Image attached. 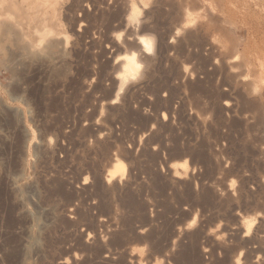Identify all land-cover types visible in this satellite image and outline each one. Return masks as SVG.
Wrapping results in <instances>:
<instances>
[{"label":"rangeland","instance_id":"rangeland-1","mask_svg":"<svg viewBox=\"0 0 264 264\" xmlns=\"http://www.w3.org/2000/svg\"><path fill=\"white\" fill-rule=\"evenodd\" d=\"M4 1L0 264H264V0Z\"/></svg>","mask_w":264,"mask_h":264},{"label":"bare ground","instance_id":"bare-ground-1","mask_svg":"<svg viewBox=\"0 0 264 264\" xmlns=\"http://www.w3.org/2000/svg\"><path fill=\"white\" fill-rule=\"evenodd\" d=\"M205 1V0H204ZM167 3V2H166ZM204 4V3H203ZM163 5V4H162ZM168 5V4H167ZM191 5V4H190ZM193 5H195V4H193ZM198 5V4H197ZM205 5V4H204ZM208 5H209V3H208ZM169 6V5H168ZM200 6V5H199ZM198 6V7H199ZM17 7H18V4L16 3V2H14V1H9V2H5L4 0H0V27L4 24V17H5V13H6V11H8V8H14V9H17ZM190 7V6H189ZM175 8V7H174ZM180 8V7H179ZM191 8V7H190ZM194 8H196V6L194 7ZM199 9V8H198ZM170 10H172V9H170ZM191 10V9H190ZM193 10V9H192ZM197 10V9H196ZM207 12H209V11H207ZM211 12V11H210ZM209 12V13H210ZM183 13H185V12H183ZM185 16L184 17H186V14H184ZM211 15V14H210ZM208 17V16H207ZM206 17V18H207ZM209 18V17H208ZM183 19V18H182ZM218 19V18H217ZM184 20H186V19H184ZM182 23L184 22V21H181ZM185 22H187V21H185ZM202 22V21H201ZM212 22H213V19H212ZM197 23V22H196ZM195 24V23H194ZM200 24V23H199ZM15 25L16 26H19L17 23H15ZM177 26V25H176ZM214 26V25H213ZM182 27V26H181ZM183 27H184V30L185 29H189L188 28V26H187V28H185V26L183 25ZM210 28V27H209ZM181 29H183V28H181ZM184 30H183V32H184ZM219 30V29H218ZM4 31H6V30H4ZM9 31V30H8ZM182 31V30H181ZM180 31V32H181ZM186 31H189V30H186ZM185 31V32H186ZM9 33H10V31H9ZM178 33V32H177ZM188 33V32H187ZM6 34V33H5ZM180 34V33H179ZM178 34V35H179ZM7 35H8V32H7ZM188 36V35H187ZM194 36V35H193ZM193 36H191V37H193ZM200 36V35H199ZM204 36V35H203ZM226 37V36H225ZM230 37V36H229ZM186 38V37H185ZM228 38V37H227ZM141 39H142V37L140 38V39H137V40H139V41H137L138 43H136V44H138L140 47L142 46L143 47V49H144V53H145V51L147 50V48L145 47V45L144 44H142L141 43ZM143 39L147 42V43H149L150 44V46H152L153 44H151V39L149 40L148 38H144L143 37ZM196 39V38H195ZM205 39V38H204ZM234 39V38H233ZM209 40V39H208ZM232 40V39H231ZM180 43V42H179ZM231 44H233V43H231ZM238 45V44H237ZM135 46V45H134ZM233 46V45H232ZM235 47H236V45H235ZM152 49H154L153 47H151ZM237 48V47H236ZM216 49V48H215ZM233 49H234V46H233ZM234 50H236V49H234ZM214 51V50H213ZM147 52H148V50H147ZM146 52V53H147ZM230 55V54H229ZM235 56V55H234ZM133 57H135L134 59H133ZM223 58V57H222ZM236 58V57H235ZM138 58L136 57V55L135 54H132V55H130V56H125L124 57V59H121L122 60V73L120 74V79H121V81H122V83L124 84L128 79H130L131 78V76H134V75H136L137 74V72H138V70H139V61L137 60ZM115 162V161H114ZM116 164H115V169H116V172H122V173H125V171H126V165H124L123 163H121V161L120 162H115ZM114 165V164H113ZM116 175V174H115ZM118 175V174H117ZM119 175L120 176H122L121 175V173H119ZM112 179V178H111Z\"/></svg>","mask_w":264,"mask_h":264},{"label":"clouds","instance_id":"clouds-1","mask_svg":"<svg viewBox=\"0 0 264 264\" xmlns=\"http://www.w3.org/2000/svg\"><path fill=\"white\" fill-rule=\"evenodd\" d=\"M133 9L135 10V5H133ZM121 35H122V34H118V35L116 36V39L119 40L120 37H121ZM141 43L145 45V47L147 48V50H148L149 52L152 51L150 44L147 43L143 38L141 39ZM134 58H135V57H133V59H134ZM114 102H115V101H114ZM233 185H235V181H233ZM250 231H251V228L249 227L248 232H246L245 235L249 234ZM237 264H239V261H237Z\"/></svg>","mask_w":264,"mask_h":264},{"label":"snow or ice","instance_id":"snow-or-ice-1","mask_svg":"<svg viewBox=\"0 0 264 264\" xmlns=\"http://www.w3.org/2000/svg\"><path fill=\"white\" fill-rule=\"evenodd\" d=\"M241 255H243V253H241Z\"/></svg>","mask_w":264,"mask_h":264}]
</instances>
